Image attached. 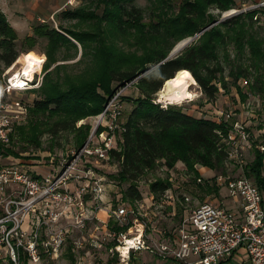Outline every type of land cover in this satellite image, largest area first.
<instances>
[{
  "label": "rangeland",
  "instance_id": "obj_1",
  "mask_svg": "<svg viewBox=\"0 0 264 264\" xmlns=\"http://www.w3.org/2000/svg\"><path fill=\"white\" fill-rule=\"evenodd\" d=\"M133 1L142 19L133 25L123 21V29L119 30L120 17L110 0H0V10L17 34L16 47L20 52L12 67L4 69L0 63V99L8 78L22 68L23 55H32L39 67L27 90L4 97L6 102L19 101L27 109L25 117L15 127L11 145L3 151L5 165H21L33 175L54 174L62 158L71 151L80 149L90 140L96 142L111 135L115 150H120L125 125L133 110L147 100L140 80L153 71L149 70L161 55L168 53L169 57L191 40L176 57L198 42L207 49L208 58L196 64L195 74L203 80H214L211 85L218 89L215 98L204 96L189 71L196 82L189 89L193 98L180 104L160 103L163 86L158 93L149 94L151 102L163 108L174 106L186 114L218 124L225 123L220 120L221 113H230L231 125L245 123L255 136L254 144H264L261 96L264 95V0ZM227 4L229 10H220L221 5ZM255 11L258 14L252 25L249 16H242L229 27L221 25L233 17ZM43 24L56 29L72 45L56 43L48 47V39L35 35L33 30L34 26ZM30 37V41H26ZM249 39L259 44L256 46L260 55L250 50ZM117 71L131 72L134 78L122 87L111 80L112 73L117 74ZM119 89L127 91L124 94L127 98H121V92L111 96V90L115 93ZM55 98L64 101L65 110L56 112L54 105L36 106L37 102ZM169 144L177 161L160 160L141 181L133 184L141 194L140 200L124 201L131 184L118 181L119 163L111 159L103 162L99 172L106 178L105 205L143 203L151 237L171 243L183 218L198 205L206 201L224 202L231 208L227 190L213 184L214 179L217 175L250 177L249 167L259 151L254 149L248 153L243 164L227 161L218 170L184 164L179 159L185 155L172 134ZM155 185H165L167 190L155 195L152 193ZM25 262L22 260V264ZM149 263L165 262L151 258ZM48 264L123 263L111 258L106 251L90 248L74 251L69 242L61 257Z\"/></svg>",
  "mask_w": 264,
  "mask_h": 264
},
{
  "label": "built area",
  "instance_id": "obj_2",
  "mask_svg": "<svg viewBox=\"0 0 264 264\" xmlns=\"http://www.w3.org/2000/svg\"><path fill=\"white\" fill-rule=\"evenodd\" d=\"M16 76L8 78L0 99V264H48L61 257L69 242L74 251H106L123 264L142 252L182 264H221L240 249L251 264H264V186L253 178L217 175L213 184L227 190L234 206L207 201L198 205L183 218L170 243L151 237L143 203L105 205L106 178L99 170L115 150L112 135L71 151L54 174L33 175L21 165H5L3 151L27 109L4 97L32 84L21 75L22 86ZM220 120L230 126L222 141L228 161L243 164L257 149L264 178V144H254L245 123L231 125L232 114L221 113ZM191 258L196 262L190 263Z\"/></svg>",
  "mask_w": 264,
  "mask_h": 264
},
{
  "label": "trees",
  "instance_id": "obj_3",
  "mask_svg": "<svg viewBox=\"0 0 264 264\" xmlns=\"http://www.w3.org/2000/svg\"><path fill=\"white\" fill-rule=\"evenodd\" d=\"M110 3L113 4L121 20L117 22L119 30L123 29V21L131 25L141 21L143 15L140 9L134 4L135 1L110 0ZM187 6L189 7V4H187ZM229 6L228 4L221 5L219 8L225 12L230 9ZM68 12L72 14V11ZM257 14L258 12L255 11L247 15H239L230 20H226L221 25L229 27L232 23L238 22L242 16H249L252 25ZM107 21L108 20H106V22ZM204 29L198 34L202 33ZM33 30L35 35H41L48 39V47L50 48L56 43L72 45V43L59 34L56 29H51L49 25H37L34 26ZM195 33L190 36H193ZM75 38L79 39L78 37ZM30 39L31 37L26 41H30ZM17 41L18 37L16 32L0 10V63L4 69L12 67L20 56V52L16 47ZM78 41L80 42V40ZM198 43L184 50L182 54L175 59L166 62L164 61L167 59L168 53L161 55L158 62L151 68L156 67L162 62L164 63L140 80L141 87L146 89L143 90V96L146 97L147 100L140 102L133 110L125 125L122 142L119 146L120 150H112L110 152L111 161L119 163L120 165V171L117 174L118 181L122 180L131 184L124 194V201L134 202L141 199L138 188L133 184L141 181L145 174L153 169L160 160L167 158L177 161L173 158V151L170 149L169 136L171 134L174 137V141L178 142L185 155L179 159L184 164H198L220 170L223 168L224 163L228 161V155L222 141L229 131V124H218L210 120L199 119L184 113L174 106L163 108L160 105L153 104L151 102V95H149L158 93L164 84L174 79L176 74L180 71H191L204 96L209 99L215 98L218 89L211 85L214 80H203L195 74L196 64L208 58L207 49L201 45L199 46ZM248 43L250 50L256 55H260L258 53L260 49L256 46V44L258 46L259 44L252 39H249ZM171 50L172 48L170 51ZM116 73L117 74L112 73L111 80L112 82L120 83L122 87H125V85L134 78L131 72L130 74L120 73L119 71ZM121 91L122 90L119 89L114 93V91L111 90V92L114 93H111V96H116L117 93ZM126 92V90L123 91L120 97L127 98L124 95ZM261 96L264 101V95ZM51 105L55 106L54 111L56 112L65 110V103L61 98L36 103L38 108H49ZM83 145L84 144H82V146ZM262 167L263 157L257 152L255 162L249 167L250 177H247L253 178L261 188L264 186ZM166 190L167 186L165 185H155L152 187V193L155 195H162ZM216 192H218V190ZM23 264H27V262Z\"/></svg>",
  "mask_w": 264,
  "mask_h": 264
},
{
  "label": "bare ground",
  "instance_id": "obj_4",
  "mask_svg": "<svg viewBox=\"0 0 264 264\" xmlns=\"http://www.w3.org/2000/svg\"><path fill=\"white\" fill-rule=\"evenodd\" d=\"M21 61L22 68L17 73L16 78L20 85L25 86V80H22L23 76H21L20 79L19 74L26 76L28 81H30L39 67L36 64L34 57L30 54L23 55ZM194 85H196V82L191 73L189 71H180L176 74L174 79L167 81L164 84V89L162 92H160V103L180 104L193 98V95L189 89Z\"/></svg>",
  "mask_w": 264,
  "mask_h": 264
},
{
  "label": "crops",
  "instance_id": "obj_5",
  "mask_svg": "<svg viewBox=\"0 0 264 264\" xmlns=\"http://www.w3.org/2000/svg\"><path fill=\"white\" fill-rule=\"evenodd\" d=\"M231 204H232L231 207H233L234 204L233 203H231ZM146 255H149V256H146ZM151 258H154V259H156L157 261H159L161 263L165 262L164 264H176V263L177 264H182V263L175 262V261H172V260L159 259V258L153 256L152 254L148 253V252H142V253L133 254L132 258H131V264H151V263H149ZM189 262L190 263H195L196 262V258H191L189 260ZM221 264H251V263L248 260L247 255L245 254V251L243 249H240V250H238L235 253V255L232 258L224 261Z\"/></svg>",
  "mask_w": 264,
  "mask_h": 264
},
{
  "label": "water",
  "instance_id": "obj_6",
  "mask_svg": "<svg viewBox=\"0 0 264 264\" xmlns=\"http://www.w3.org/2000/svg\"><path fill=\"white\" fill-rule=\"evenodd\" d=\"M198 36V35H197ZM192 41V40H191ZM191 41H189L188 43H186L185 45H183L182 47H180L179 49H175V51L164 61H168V60H172L176 57V55H178V53H180ZM164 62L160 63L159 65H157L156 67L151 68L149 71L156 69L157 67H159L160 65H162ZM147 71V72H149Z\"/></svg>",
  "mask_w": 264,
  "mask_h": 264
}]
</instances>
